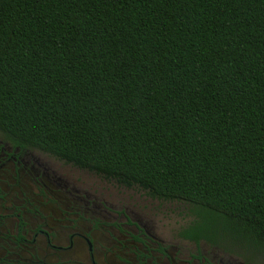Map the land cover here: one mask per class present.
Listing matches in <instances>:
<instances>
[{
	"label": "trees",
	"instance_id": "16d2710c",
	"mask_svg": "<svg viewBox=\"0 0 264 264\" xmlns=\"http://www.w3.org/2000/svg\"><path fill=\"white\" fill-rule=\"evenodd\" d=\"M0 129L264 255V0H0Z\"/></svg>",
	"mask_w": 264,
	"mask_h": 264
},
{
	"label": "flooded vegetation",
	"instance_id": "af4514ba",
	"mask_svg": "<svg viewBox=\"0 0 264 264\" xmlns=\"http://www.w3.org/2000/svg\"><path fill=\"white\" fill-rule=\"evenodd\" d=\"M55 160L73 165L35 146L16 144L0 129V172H6L13 181L19 183L22 175L28 176L40 189H64L73 196L76 210L74 214L67 213L64 220L57 221L62 222L60 232L55 228L48 229L41 223L27 228L24 221L17 223L14 231L16 235H6L0 231V264H51L29 252L26 245L35 238L31 241L28 231L34 233L35 237L46 239L50 254L66 253L82 245L86 259L80 264H264V255L252 252L245 244L219 237L213 232H205V236L201 234L197 239L183 236V230L193 222L169 229L155 216L146 212L132 211L130 214L126 211L121 214L123 218L119 221L116 220L117 216L111 218V213L105 208L101 198L83 190L61 172L55 166ZM146 193L150 198L162 200L147 191ZM82 208H85V213ZM17 216L20 217L21 213L18 212ZM82 219L90 221L89 225L82 227ZM103 231L111 239V244L102 242L100 234ZM56 237L63 243H58ZM19 250L28 253L30 258H22ZM125 251H129V254H124ZM242 251L247 257L240 253Z\"/></svg>",
	"mask_w": 264,
	"mask_h": 264
},
{
	"label": "rangeland",
	"instance_id": "374dc122",
	"mask_svg": "<svg viewBox=\"0 0 264 264\" xmlns=\"http://www.w3.org/2000/svg\"><path fill=\"white\" fill-rule=\"evenodd\" d=\"M54 164L83 190L99 196L105 204V208L111 213V218L117 216L116 220L118 221L123 218L121 214L126 211L130 214L132 211L152 214L169 229H176L195 220L196 208L189 203L150 198L146 191L141 188H129L120 185L116 181L107 180L95 173L67 165L61 161L55 160ZM74 211L76 210L73 196L64 189L53 190L50 187L40 189L39 185L28 176L22 175L19 183V181H13L6 172H0V215L3 216L0 218V231L3 234L16 235L15 227L18 222L22 221L26 222L27 228H33L41 223L48 229L55 228L60 232L62 222L57 221L64 220L67 213L74 214ZM82 211L85 213V208H82ZM18 212L21 213L20 217L17 216ZM81 222V226L84 227L88 226L90 221L86 222L82 219ZM28 233L31 241L36 239V241L34 239L26 245L29 247V252L34 256L37 255L46 259L51 264L57 261L60 264L63 262L80 264L82 260L86 259L82 245L66 253L61 252L54 255L48 251L45 238L35 237L34 233L30 231ZM100 238L102 242L111 244V239L104 231L100 234ZM55 239L58 243H63L57 237ZM229 239L235 240L230 237ZM238 242L245 245L249 244L247 241L238 240ZM240 253L247 257L243 251ZM19 254L22 258H30L28 253L21 250H19ZM124 254H129V251H125Z\"/></svg>",
	"mask_w": 264,
	"mask_h": 264
}]
</instances>
